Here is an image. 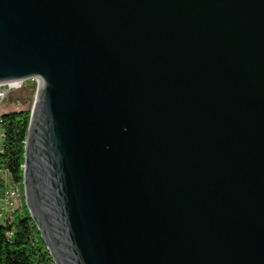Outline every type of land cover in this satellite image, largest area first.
I'll return each mask as SVG.
<instances>
[{"label":"water","instance_id":"water-1","mask_svg":"<svg viewBox=\"0 0 264 264\" xmlns=\"http://www.w3.org/2000/svg\"><path fill=\"white\" fill-rule=\"evenodd\" d=\"M31 80L56 264H264V0H0V84Z\"/></svg>","mask_w":264,"mask_h":264},{"label":"trees","instance_id":"trees-1","mask_svg":"<svg viewBox=\"0 0 264 264\" xmlns=\"http://www.w3.org/2000/svg\"><path fill=\"white\" fill-rule=\"evenodd\" d=\"M30 100L26 101L20 96L12 98L11 105H17V108H11L0 115L5 132L0 168L6 169L12 180L21 186L32 113ZM6 187L7 184L0 178V192ZM0 264H56L26 203L11 224L0 223Z\"/></svg>","mask_w":264,"mask_h":264},{"label":"built area","instance_id":"built-area-1","mask_svg":"<svg viewBox=\"0 0 264 264\" xmlns=\"http://www.w3.org/2000/svg\"><path fill=\"white\" fill-rule=\"evenodd\" d=\"M30 82L37 85L38 88V80H31ZM30 82L14 81L0 84V105L5 103L13 91L22 89ZM0 124H2L1 116ZM4 138L5 132L2 129L0 133V153H2L4 149ZM0 178L7 184L6 189L0 192V223L7 225L13 222L17 213L23 211L25 196L22 186L12 180L6 169L0 168Z\"/></svg>","mask_w":264,"mask_h":264},{"label":"rangeland","instance_id":"rangeland-1","mask_svg":"<svg viewBox=\"0 0 264 264\" xmlns=\"http://www.w3.org/2000/svg\"><path fill=\"white\" fill-rule=\"evenodd\" d=\"M36 93H37V85H35L34 83L30 82L27 85H25L22 89L19 90H15L13 91L10 96L9 99L5 101L4 104L0 105V115H2L5 111L11 109V108H17V105H11L12 98L15 97H23L26 101L29 100V98L32 99V101L30 100L29 103H31L32 108L34 105V101L36 98ZM2 125L0 124V133L2 131ZM1 142V141H0ZM22 189H24V186H22Z\"/></svg>","mask_w":264,"mask_h":264}]
</instances>
